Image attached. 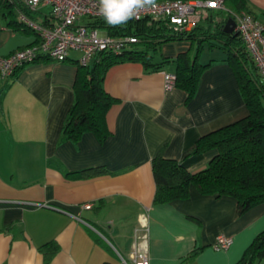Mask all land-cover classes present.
<instances>
[{
  "label": "crops",
  "instance_id": "obj_1",
  "mask_svg": "<svg viewBox=\"0 0 264 264\" xmlns=\"http://www.w3.org/2000/svg\"><path fill=\"white\" fill-rule=\"evenodd\" d=\"M24 2L0 4V57L38 40L6 16L19 22ZM50 10L42 8L37 20ZM247 11L264 23V0H247ZM190 48L187 40L163 43L155 61L176 59ZM76 54L65 62L42 59L0 78V264H45L42 248L49 243L58 246L50 264H133L134 242L147 250V264H182L192 254L189 264H240L264 232V203L239 215L236 199L203 195L193 185L188 199L154 204L152 160L161 151L200 172L217 150L194 154L197 141L249 114L225 52L205 48L201 62L211 64L192 99L179 87L165 90L172 64L162 71L140 62L112 66L104 80L117 100L106 117L110 137L100 142L85 133L77 143L61 142L76 99ZM95 167L106 173L68 175ZM142 215L145 241L136 240L145 233ZM220 234L233 239L227 250L213 247Z\"/></svg>",
  "mask_w": 264,
  "mask_h": 264
},
{
  "label": "trees",
  "instance_id": "obj_2",
  "mask_svg": "<svg viewBox=\"0 0 264 264\" xmlns=\"http://www.w3.org/2000/svg\"><path fill=\"white\" fill-rule=\"evenodd\" d=\"M1 3L5 8L10 7L9 0H0ZM225 6L228 11L204 10L199 23L184 33H175L163 19H131L116 27L106 24L104 19L92 20L89 23L92 27L106 30L110 36H135L139 42L120 54L101 52L87 66L74 61L78 66L74 85L76 99L64 123L61 142L77 143L85 133H93L100 142L110 137L106 117L117 100L106 92L104 80L112 66L140 62L148 70L162 71L166 65L172 64L175 66L176 87L185 90L188 99H192L197 94L203 72L211 64L201 62L203 51L206 47L219 48L225 52V60L234 70L249 114L197 141L194 154L217 150L209 165L200 172H189L182 162L166 158L161 151L152 160L156 183L154 204L188 199L193 185L203 195L236 199L239 215L264 203V80L240 36L228 34L224 30V25L233 18V13L247 11V0H226ZM28 14L37 19L36 14ZM10 15L15 28H26L14 20L12 13H6V16ZM183 40L191 42L187 52L173 60L163 58L161 62L155 61L160 45ZM139 44L143 46L139 48ZM104 173L106 169L95 167L68 175L93 177ZM42 250L45 264H50L58 252V246L49 243ZM194 258L195 254H192L182 264H189ZM262 258L264 232L256 237L240 264H254Z\"/></svg>",
  "mask_w": 264,
  "mask_h": 264
},
{
  "label": "built area",
  "instance_id": "obj_3",
  "mask_svg": "<svg viewBox=\"0 0 264 264\" xmlns=\"http://www.w3.org/2000/svg\"><path fill=\"white\" fill-rule=\"evenodd\" d=\"M226 0H163L156 1L155 7L141 10L139 18H155L165 20L175 33L192 30L200 21V12L206 9L225 10ZM51 10L44 21L32 18L42 8ZM99 0H37L32 5L29 0L24 2V10L19 12V23L32 30L37 35V42L29 47L18 50L6 57H0V78L14 77L21 69L42 59L65 62L71 52L79 53L77 61L87 66L101 52L111 51L122 53L130 45L139 42L135 36H110L100 28L89 23L95 19H103L99 13ZM28 11V12H27ZM236 21V31L244 42L246 50L253 58L255 65L264 80V23L259 22L251 13L241 11L233 13ZM85 20V21H83ZM176 87V75L165 73V90ZM84 208L92 209V204ZM141 227L145 230L136 240L148 239L147 218L142 215ZM233 239L225 234L216 237L213 244L215 250H227ZM141 243L134 242L129 255L133 264H147V250ZM125 264H129L124 260Z\"/></svg>",
  "mask_w": 264,
  "mask_h": 264
},
{
  "label": "clouds",
  "instance_id": "obj_4",
  "mask_svg": "<svg viewBox=\"0 0 264 264\" xmlns=\"http://www.w3.org/2000/svg\"><path fill=\"white\" fill-rule=\"evenodd\" d=\"M29 2L35 5L37 0ZM155 6L156 0H99L98 10L106 24L116 27L139 18L141 10Z\"/></svg>",
  "mask_w": 264,
  "mask_h": 264
},
{
  "label": "water",
  "instance_id": "obj_5",
  "mask_svg": "<svg viewBox=\"0 0 264 264\" xmlns=\"http://www.w3.org/2000/svg\"><path fill=\"white\" fill-rule=\"evenodd\" d=\"M224 26L226 33L238 35L236 31V21L233 18H230Z\"/></svg>",
  "mask_w": 264,
  "mask_h": 264
},
{
  "label": "rangeland",
  "instance_id": "obj_6",
  "mask_svg": "<svg viewBox=\"0 0 264 264\" xmlns=\"http://www.w3.org/2000/svg\"><path fill=\"white\" fill-rule=\"evenodd\" d=\"M83 21H85V20H83ZM73 56H75L74 60H78L80 57L79 53H77L76 55H73Z\"/></svg>",
  "mask_w": 264,
  "mask_h": 264
}]
</instances>
